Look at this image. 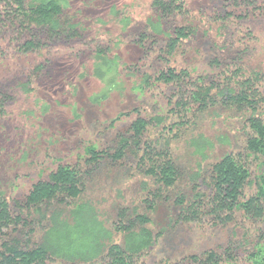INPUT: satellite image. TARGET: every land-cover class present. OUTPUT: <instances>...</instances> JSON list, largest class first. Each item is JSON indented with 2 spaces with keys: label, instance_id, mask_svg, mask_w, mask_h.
I'll return each instance as SVG.
<instances>
[{
  "label": "rangeland",
  "instance_id": "rangeland-1",
  "mask_svg": "<svg viewBox=\"0 0 264 264\" xmlns=\"http://www.w3.org/2000/svg\"><path fill=\"white\" fill-rule=\"evenodd\" d=\"M56 1L77 24L82 38L49 41L41 50L27 54L19 49L24 39L18 40L10 32L0 38V92L7 96L0 115V197L11 201L22 200L59 166L80 165L87 171L89 149L103 152L115 148L118 136L137 118L134 109L144 117H167L165 128L176 123L178 118L169 114L175 89L154 81L168 66L189 70L194 79H217L235 63L233 69L264 73V0H184L186 13L167 22L159 20L155 0ZM173 25L190 26L195 33L169 58L163 51ZM99 49L107 55L99 58ZM40 65L45 68L38 70ZM243 127L237 113L220 108L200 115L189 130L173 127V131H161V126L151 129L148 136L157 141L158 134L166 132L161 146L169 145L180 169L201 171L199 185L203 186L212 164L225 154L243 150ZM253 171L254 175L255 167ZM87 177L82 201L89 207H64L53 214L57 233L60 237L67 234L69 241L61 255L64 258L54 264H86L97 256L71 250V234L78 225L95 245V233L101 235L106 227L112 230L120 209L147 214L144 200L153 183L132 156L119 164L103 160ZM191 185L186 177L168 194L175 198L183 190L188 192ZM201 189L205 190L204 186ZM177 215L171 201L149 213L152 221L148 229L165 233L149 251H143L138 264H190L187 259L191 256L209 250L223 252L230 245L240 248L241 257L236 263L224 264H254V259L247 263L245 258L262 245L260 225L237 213L226 226L207 219L173 227ZM65 220L66 231L62 228ZM52 225L51 218L44 222L47 229H38L36 239L41 240L48 230L53 232ZM133 242L125 234L105 239V244L123 247ZM95 247L96 251L102 248Z\"/></svg>",
  "mask_w": 264,
  "mask_h": 264
},
{
  "label": "trees",
  "instance_id": "trees-1",
  "mask_svg": "<svg viewBox=\"0 0 264 264\" xmlns=\"http://www.w3.org/2000/svg\"><path fill=\"white\" fill-rule=\"evenodd\" d=\"M153 7L161 22L186 13L184 0H155ZM9 32L18 40L24 39L19 49L26 54L41 50L49 41L71 42L82 38L83 34L56 0L33 3L28 0H0V38ZM194 33L190 26L173 25L164 55L169 58L175 56ZM106 52L101 49L96 51L99 58L105 57ZM235 65L220 72L217 79L209 76L194 79L189 70L178 71L168 66L154 80L156 84L173 87L176 91L169 114H174L178 121L166 127L170 131L177 127L189 130L192 125H196L200 115L220 108L234 111L243 119V150L225 154L210 166L208 178H203L205 190L199 185L203 177L201 171L187 173L180 169L168 150L169 145L161 146V138L166 132H160L161 136L156 135L157 141L149 139L151 129L163 126L161 131H165L167 117H144L139 109H134L137 118L125 133L118 136L115 148L103 152L89 149V158L85 160L87 171H83L80 165H62L49 175L47 181L36 183L22 200L11 201L0 197V264H54L64 258L61 255H64L69 241L67 234L60 237L57 233L58 222L53 214L59 213L64 207H89L88 202L82 201L89 178L87 174L103 160L119 164L128 156L137 161L138 168L153 183L152 190L144 200L147 214H134L129 209H120L119 220L112 230L106 227L101 235L95 233V245L102 248L96 251L93 244L90 252H83L88 256L97 255L87 260L86 264H138L143 251H149L165 233L159 231L155 234L148 229L152 221L149 213L170 201L178 209L173 227L202 223L207 219L214 225L226 226L234 221L237 213L260 225L259 243L262 245L250 252L245 261L248 263L254 259V264H264V73H249L240 67L233 69ZM43 68L45 65L38 66V70ZM150 82L148 78L147 87ZM6 99L7 96L0 92V115L3 114L2 107ZM254 167L256 173L253 175ZM186 177H189L193 187L172 198L168 193L176 189ZM50 218L54 224L53 232L48 230L41 240H37L35 235H38V229H47L44 222ZM64 222L62 228L66 231L68 223L67 220ZM80 229L83 228L78 225ZM112 234L129 235L134 242L125 247L116 243L105 244V239L108 241ZM102 240L104 243L99 242ZM239 249L230 245L223 252L209 250L200 256H191L187 261L190 264L236 263L241 257Z\"/></svg>",
  "mask_w": 264,
  "mask_h": 264
},
{
  "label": "clouds",
  "instance_id": "clouds-1",
  "mask_svg": "<svg viewBox=\"0 0 264 264\" xmlns=\"http://www.w3.org/2000/svg\"><path fill=\"white\" fill-rule=\"evenodd\" d=\"M114 87H116L114 85ZM73 252H90L93 248V239L89 235L83 234L82 230H73L70 240Z\"/></svg>",
  "mask_w": 264,
  "mask_h": 264
}]
</instances>
